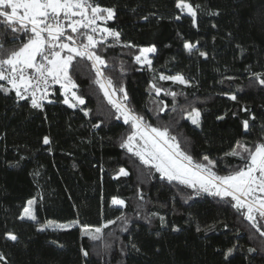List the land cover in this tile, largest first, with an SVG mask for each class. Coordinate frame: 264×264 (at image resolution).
I'll return each mask as SVG.
<instances>
[{
	"label": "trees",
	"instance_id": "trees-1",
	"mask_svg": "<svg viewBox=\"0 0 264 264\" xmlns=\"http://www.w3.org/2000/svg\"><path fill=\"white\" fill-rule=\"evenodd\" d=\"M98 2L115 8L106 26L121 33L119 42L108 38L99 46L107 61L102 71L125 88L128 106L151 126L168 127L196 161L205 155L217 161L218 174L240 165L225 153L238 141L252 148L264 139V86L258 83L264 76V0H184L197 9L195 23L176 7L178 0ZM26 39L0 23V58ZM185 42L195 50L185 49ZM129 43L134 47L124 46ZM153 45L151 67L141 66L135 56ZM91 65L77 58L70 70L85 100L81 108L65 105L54 85V102L41 109L28 99L17 101L14 91H0V253L7 264H264V237L227 200L168 181L120 147L131 126L117 119ZM159 73L182 74L191 84L159 80ZM152 83L177 96H156ZM192 108L201 111L199 127L187 119ZM120 168L129 175L117 178ZM114 197L125 206L112 205ZM30 199L36 221L20 219ZM121 214L127 231L117 220L99 240L82 232ZM49 221L78 223L69 230H38ZM7 232L18 240H7Z\"/></svg>",
	"mask_w": 264,
	"mask_h": 264
},
{
	"label": "snow or ice",
	"instance_id": "snow-or-ice-1",
	"mask_svg": "<svg viewBox=\"0 0 264 264\" xmlns=\"http://www.w3.org/2000/svg\"><path fill=\"white\" fill-rule=\"evenodd\" d=\"M178 9H186L187 14L193 18L197 16V9L184 0H178ZM214 15L218 13H213ZM116 16L114 7H104L98 0H0V23L6 25L11 32L26 36V42L16 49L10 50L6 56L0 58V91L6 94L14 91L17 101L30 99L31 107L43 108V103L48 100V90L52 84H59L63 92V103L70 108H76L85 104L82 96L75 89L78 88L75 80L70 75L73 61L77 58L92 62L95 69V83L99 85L108 102L116 109L117 119L123 118L125 124H130L131 133L124 138L120 144L128 152L137 156L147 166L155 168L162 178L168 181H178L180 184L195 190L196 194L207 193L210 196L227 200L231 207L249 221L253 228L264 237V139L254 142L252 148H248L237 142V147L225 153V157L239 158L240 165L229 170L226 175L218 174L217 161L210 159L207 155L201 161H196L193 156L181 147L176 136L170 134L168 127H153L148 124L143 116L135 113L130 108L128 93L121 85L117 88L110 77H105L102 68L107 67V61L98 54L99 46L105 44L108 38L119 42L121 33L110 27L107 22ZM145 19H147L145 17ZM125 47H134L131 43ZM3 48V44H0ZM184 48L189 52L195 50L196 46L185 42ZM153 45L140 48L139 55L135 61L141 65H152L149 53H155ZM200 56L206 57L207 53L200 52ZM123 71V69H122ZM162 81H172L184 86H190L191 82L182 74L164 75L158 77ZM258 83L264 86V76ZM150 88L159 96H177L176 92L166 91L152 83ZM117 92L122 95L116 98ZM230 99L235 101L237 96L232 94ZM54 101L48 100V103ZM166 104L159 107L164 111ZM244 111H248L246 108ZM88 115V111L84 112ZM201 111L192 108L187 119L197 127L200 126ZM223 119L224 117H217ZM255 120V117H251ZM99 127V125H94ZM243 127L247 131L250 128L249 120L243 121ZM45 145L50 143L48 137H44ZM129 173L120 168L119 176H128ZM143 199V196L140 197ZM35 199L27 201L23 208L20 219L28 218L36 221L34 213ZM114 206H125V201L113 198ZM123 222V230L127 231V218L121 214L116 220H108L94 230L90 226H83L82 232L89 235L93 240H99L104 228ZM161 223L164 218L160 217ZM38 222V221H37ZM78 221L71 223H54L49 221L38 230L45 231L48 228L57 230H69L75 227ZM178 231V229H174ZM197 231H200L197 228ZM5 238L17 241V235L12 232L5 233ZM135 250V244H131ZM235 246L229 248L225 253V259L233 254ZM255 249H249L254 252ZM87 257L88 252L82 251ZM0 264H7L6 257L0 253Z\"/></svg>",
	"mask_w": 264,
	"mask_h": 264
},
{
	"label": "rangeland",
	"instance_id": "rangeland-1",
	"mask_svg": "<svg viewBox=\"0 0 264 264\" xmlns=\"http://www.w3.org/2000/svg\"><path fill=\"white\" fill-rule=\"evenodd\" d=\"M185 3H187V2H185ZM180 11L181 12H185V13H187V10L186 9H180ZM144 48H147V47H144ZM152 53H149L148 54V57H149V59H150V55H151ZM138 55H139V53H138ZM141 65V64H140ZM141 66H146V67H148L147 65H141ZM161 73H159V75H160ZM164 74V73H163ZM164 75H167V74H164ZM174 75H176V74H174ZM0 83H4L5 84V86L6 87H8V85L6 84V82H3V81H0ZM58 86L59 87V91H60V94H61V96H62V102H63V92H62V89H61V87H60V85L59 84H52L51 86ZM50 86V87H51ZM50 92H51V90H50V88H49V90H48V100H49V94H50ZM117 99H119V98H117ZM29 100V102H30V104H31V101H30V99H28ZM48 100H45L44 102H47ZM82 107V105H79L78 107H76V108H81ZM116 198V197H115ZM119 199V198H118ZM26 205H27V203H26ZM48 223V222H47ZM47 223H45V224H47ZM54 223H61V222H54ZM68 223H71V222H68ZM44 224V225H45ZM93 230H94V228H92ZM12 252H15V248H12Z\"/></svg>",
	"mask_w": 264,
	"mask_h": 264
}]
</instances>
